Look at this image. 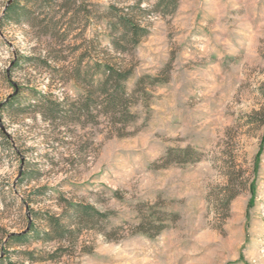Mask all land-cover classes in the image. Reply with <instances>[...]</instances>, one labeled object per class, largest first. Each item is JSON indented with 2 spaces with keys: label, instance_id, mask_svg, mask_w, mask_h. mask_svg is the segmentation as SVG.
<instances>
[{
  "label": "rangeland",
  "instance_id": "1",
  "mask_svg": "<svg viewBox=\"0 0 264 264\" xmlns=\"http://www.w3.org/2000/svg\"><path fill=\"white\" fill-rule=\"evenodd\" d=\"M10 1L0 105L14 96L22 114L0 109V260L264 264V0H178L169 14L157 0H18L29 14L15 19ZM109 5L147 28L136 47L111 44ZM105 60L132 71L134 122L44 119L38 94L68 108ZM74 204L103 215L70 221ZM49 217L61 240L43 234ZM29 226V243L8 241Z\"/></svg>",
  "mask_w": 264,
  "mask_h": 264
},
{
  "label": "trees",
  "instance_id": "2",
  "mask_svg": "<svg viewBox=\"0 0 264 264\" xmlns=\"http://www.w3.org/2000/svg\"><path fill=\"white\" fill-rule=\"evenodd\" d=\"M29 1L30 0H27V3ZM41 1L44 3L47 0ZM142 1L143 0H135V2L128 8L130 10H138L139 12L146 11L147 9L141 7ZM177 3L178 0H157L154 4V9L162 14H169L176 9ZM18 12L26 16L29 14V11L25 10L24 7L20 8L18 0H11L5 7V15L7 17L15 19L18 17V15L15 16V14ZM107 18L109 19V26L115 32L112 33L113 38L111 44L118 51H125L129 47H136L148 32L147 28L137 20L133 13L115 7L114 5H109L107 7ZM96 71L97 75H91L88 79L86 85L87 89L81 96L69 103L70 105L68 104V108H65V103H62L63 101H58L56 99L53 100L44 94H38L37 102L44 119L53 121L57 118V114H60V112L66 116L68 112H72V115H76V117L86 114L89 117L95 118L93 110H97L99 115L109 117L114 126L125 127L129 122H134L136 115L131 110L129 104L131 93L126 87V81L132 72L131 69L123 68L116 63L105 60L99 61L96 64ZM146 77L152 80L155 79L148 75L140 77L136 83L137 88H139ZM1 108L9 110L10 113L12 112L15 115L22 114L20 112L22 109L19 107V103L14 96L4 101L0 105V109ZM0 136H3L1 127ZM71 207L72 213L69 220H76L80 224L89 222L92 218L102 214L91 205L74 204ZM48 220L47 225L49 230L43 232L45 236H50L51 233H55L54 237L61 240L64 238V234L69 232L68 227L61 225L59 219L49 217ZM30 231H32V226H29L28 231L24 233L10 234L8 236V241L27 244L29 243L27 238ZM34 232L36 235L38 234L36 230ZM0 264L6 263L0 260Z\"/></svg>",
  "mask_w": 264,
  "mask_h": 264
}]
</instances>
